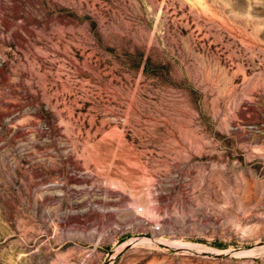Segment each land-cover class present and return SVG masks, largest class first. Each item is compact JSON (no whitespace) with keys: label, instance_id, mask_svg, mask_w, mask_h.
Returning <instances> with one entry per match:
<instances>
[{"label":"rangeland","instance_id":"374dc122","mask_svg":"<svg viewBox=\"0 0 264 264\" xmlns=\"http://www.w3.org/2000/svg\"><path fill=\"white\" fill-rule=\"evenodd\" d=\"M0 264H264V0H0Z\"/></svg>","mask_w":264,"mask_h":264},{"label":"bare ground","instance_id":"6f19581e","mask_svg":"<svg viewBox=\"0 0 264 264\" xmlns=\"http://www.w3.org/2000/svg\"><path fill=\"white\" fill-rule=\"evenodd\" d=\"M138 241V240H137ZM140 241V240H139ZM170 245V244H169ZM178 249H183V250H187V251H190V250H192V247H190V246H183V245H177L176 246ZM174 248H175V246H174Z\"/></svg>","mask_w":264,"mask_h":264}]
</instances>
